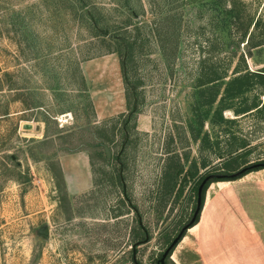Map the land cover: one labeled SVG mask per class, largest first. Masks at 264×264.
Returning <instances> with one entry per match:
<instances>
[{
	"label": "rangeland",
	"instance_id": "obj_1",
	"mask_svg": "<svg viewBox=\"0 0 264 264\" xmlns=\"http://www.w3.org/2000/svg\"><path fill=\"white\" fill-rule=\"evenodd\" d=\"M226 5L236 28L263 19L264 39V0H0V264H156L192 215L196 177L218 161L186 126L195 79L210 63L242 67L240 55L260 68L259 48L219 30ZM112 36L135 42L136 103ZM243 97L234 104L263 107L225 109L233 122L202 128L221 147L228 127L248 143L246 161L264 159V94ZM175 154L197 174L166 192Z\"/></svg>",
	"mask_w": 264,
	"mask_h": 264
},
{
	"label": "trees",
	"instance_id": "obj_2",
	"mask_svg": "<svg viewBox=\"0 0 264 264\" xmlns=\"http://www.w3.org/2000/svg\"><path fill=\"white\" fill-rule=\"evenodd\" d=\"M75 2L79 7H85V0H75ZM85 11H87V9H85ZM220 12L222 13V17L218 25L220 31L228 29V32L230 33V28L234 26L235 32L238 33L239 42H244V45H247L249 48H259L261 52V46L264 43L263 19H260V17H256L254 20H249L246 26H244L242 29H239L235 27L236 23L234 22V18L237 14L232 6H222L220 7ZM87 18L92 19L93 28L97 27V21L94 15L87 13ZM250 26L252 27V29L249 31L248 29ZM255 29L258 31L254 37ZM105 34H107V29L98 27V33L94 35L102 37ZM110 38V40H112L113 46L112 48H110L109 52H117L118 54H120V51H122V54H120L122 64L121 74L124 82L129 87V90L131 87L129 93L131 95L132 102L136 103V94L134 93V87L137 82L140 81H135V84H132L129 82L127 75V72L133 67L131 59L133 57L132 49L135 42H128L122 37H120L121 40H118L116 36H112ZM100 40L102 42L104 41V39ZM247 53L249 54V51H247ZM239 60L241 61V63L243 62V66L241 67L235 64L231 69H228L227 66L222 67L216 65V63H210L207 67H205V69H203V71L201 72V76H198V78L195 79V84L193 85V100L191 102L189 110L191 119H188V123H186V126L190 130V133H193V138H197V136L200 135L199 140L202 144L201 146L203 147V149L213 152L218 159L215 167L211 171L200 174L196 177V180L194 182V190L196 195L197 186L200 181L205 176L212 175L208 180L204 182L202 186L200 193L199 210L203 202L205 189L211 182L234 180L240 178L250 171L264 168V159L252 161H246L244 159L243 153L246 151L248 143L242 137H238L237 135H235L231 130L228 129V127H225L223 129V134L224 136H226V140L224 141V146L221 147H219V140H217L216 137H210L208 132L202 128L206 119L209 121V123L233 122L234 119L222 116V111L225 109L230 110L235 116H243L263 107V102H254L250 105L238 106H236L237 103L234 104V100L238 98L241 101H245V98L243 97L244 93H246V91L250 90L253 87L256 88L261 95L264 94V66H261L260 68L255 70H249L245 66L241 55L239 57ZM105 138L107 139V137H101V139L103 140ZM217 143L218 149L216 148ZM173 156H175L174 160H172L170 164L166 165V168H164L162 174L165 177V181L161 183V187L163 188V191L166 192L172 191L175 184L177 183V178H180L181 182L186 180V176L193 177L197 174V167L194 163L189 164L185 169H183V165L179 161V158H177V155L175 154ZM209 164L210 163L206 160V157H203L200 160L201 169L209 166ZM194 207L192 208V212L194 210ZM199 210L196 213L193 221L189 222L191 218L190 216V218L187 220V222L184 223V225H182L181 228H183L184 226H187L186 228L192 226L197 221ZM186 228L181 231L179 239L184 234ZM168 240L169 238L166 239V242ZM170 251L166 254L163 260V264H174L168 258ZM160 256L161 253L156 259V264ZM132 262L133 264H138L136 261Z\"/></svg>",
	"mask_w": 264,
	"mask_h": 264
},
{
	"label": "crops",
	"instance_id": "obj_3",
	"mask_svg": "<svg viewBox=\"0 0 264 264\" xmlns=\"http://www.w3.org/2000/svg\"><path fill=\"white\" fill-rule=\"evenodd\" d=\"M258 66H264V43ZM169 258L174 264H264V168L211 182L197 221Z\"/></svg>",
	"mask_w": 264,
	"mask_h": 264
},
{
	"label": "water",
	"instance_id": "obj_4",
	"mask_svg": "<svg viewBox=\"0 0 264 264\" xmlns=\"http://www.w3.org/2000/svg\"><path fill=\"white\" fill-rule=\"evenodd\" d=\"M103 151H104V154H105V157H108L109 156V149L106 145H103ZM212 175H207L205 176L201 181L200 183L198 184L197 186V190H196V200H195V207H194V210L192 212V215H191V218L189 220V222L193 221L196 213L198 212L199 210V205H200V193H201V189H202V186L204 184V182L206 180H208ZM119 180L121 182V186H122V191L124 193V183H123V178L121 176V171H119ZM133 211L134 213L137 214V210L133 208ZM137 217H138V224L141 225V222H140V218L137 214ZM187 226H184L183 228L180 229V231L177 233V235L170 241V243L168 244V246L164 249V251L161 253V256L159 257L158 259V262L157 264H163V260L166 256V254L172 249L173 245H175V243H177L178 239H179V236H180V233L181 231L186 228ZM39 233L41 234H47V228L46 227H43L42 229L39 230Z\"/></svg>",
	"mask_w": 264,
	"mask_h": 264
}]
</instances>
